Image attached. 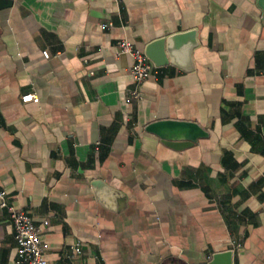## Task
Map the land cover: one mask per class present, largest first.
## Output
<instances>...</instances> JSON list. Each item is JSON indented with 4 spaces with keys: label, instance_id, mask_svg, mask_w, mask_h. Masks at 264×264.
<instances>
[{
    "label": "crops",
    "instance_id": "1",
    "mask_svg": "<svg viewBox=\"0 0 264 264\" xmlns=\"http://www.w3.org/2000/svg\"><path fill=\"white\" fill-rule=\"evenodd\" d=\"M257 2L0 0V192L39 227L48 264H208L224 251L232 264H264ZM187 31L192 69L159 67L127 102L132 59L116 42L144 52ZM28 93L39 102L22 103ZM159 120L208 137L171 148L144 131ZM94 181L109 192L97 197ZM15 258L0 209V264Z\"/></svg>",
    "mask_w": 264,
    "mask_h": 264
},
{
    "label": "built area",
    "instance_id": "2",
    "mask_svg": "<svg viewBox=\"0 0 264 264\" xmlns=\"http://www.w3.org/2000/svg\"><path fill=\"white\" fill-rule=\"evenodd\" d=\"M99 27L108 30L112 27L110 23H101ZM118 55H126L132 59V65L128 74L131 86L126 90V101H136L141 97L140 87L147 81L157 82L159 80L160 68L153 65L143 51L138 50L126 39L116 42ZM45 59L49 58L47 51L42 52ZM22 103L39 102L38 97L33 93L21 96ZM99 143H95L94 150H98ZM0 209H5L8 213L9 223L13 230V240L16 248V258L12 264H48L45 258L46 245L42 242V232L39 227L32 222L29 213L21 208L8 205L5 202V193L0 192ZM233 249L239 245L234 241L230 243ZM72 252L80 254L79 245L71 248Z\"/></svg>",
    "mask_w": 264,
    "mask_h": 264
},
{
    "label": "water",
    "instance_id": "3",
    "mask_svg": "<svg viewBox=\"0 0 264 264\" xmlns=\"http://www.w3.org/2000/svg\"><path fill=\"white\" fill-rule=\"evenodd\" d=\"M257 4L264 12V0H258ZM196 46L195 32L187 31L151 41L145 46L144 54L157 67L171 64L189 71L192 69L191 52ZM144 131L156 136L163 144L171 148L190 147L199 139L208 137L204 129L189 121H154L146 125ZM92 186L96 195L99 190L101 193L109 192L101 181H94ZM232 257V251L215 253L208 264H232Z\"/></svg>",
    "mask_w": 264,
    "mask_h": 264
}]
</instances>
